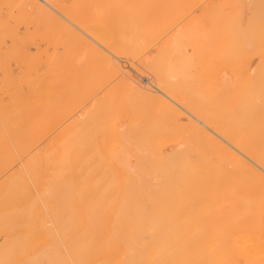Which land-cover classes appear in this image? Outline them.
<instances>
[{
	"label": "bare ground",
	"instance_id": "1",
	"mask_svg": "<svg viewBox=\"0 0 264 264\" xmlns=\"http://www.w3.org/2000/svg\"><path fill=\"white\" fill-rule=\"evenodd\" d=\"M24 1H22V3H25ZM34 1H36V0H34ZM37 1H39V2H35L33 4V0H31V2H29V3L30 4L32 3L33 4L32 6H35L34 9L36 10V13L38 15H41L39 13L44 14L45 18L47 19L46 21L48 23L46 21L45 22L47 24H49V26L48 25L44 26L45 28L48 26V31H49L48 33H50V30H52V31H54V33L56 32L57 35L59 33V35L63 34L65 37L66 36L70 37L71 40H73L72 45L75 44V46H76V44H77V46H80L79 48H81V47L83 48L82 54L84 52L86 53L85 50H88L89 60H90V69L88 68V70H90L89 72L91 75L90 77L89 76L88 77L90 79H92L94 76V78L92 80H90L89 78H88L89 80L87 79V81H89V83L92 82L91 84L97 88L100 86L102 87V85L108 81L111 83H112V81H115L113 83V85L115 84V85L120 86L121 89L117 88L114 85L117 88V90H120V92L123 89L122 92H124V90H125V93L128 95H131V97L134 96V98L136 97V98L142 99V100L146 99V100H149V102L151 99H155L153 101L154 104L160 105V102H159V99L161 100L160 96H158V95L154 96L150 89L139 84V82L132 75L126 73L124 70H120L119 66L117 65V63L114 60L115 59L114 56L119 58V56L131 55L133 57L139 58L141 65L143 64L144 67L146 66L147 70L149 68L152 69L154 72L152 74V76H154V78H156L157 69H156V66L154 65L153 56H152L153 54L151 55L150 53H143L144 48L142 46H144V45H142L141 43L145 42V40L144 41L142 40L144 35H146V37L148 35V37L146 38V41H149V39H151L152 36H155L156 35L155 33L161 29V27H162L161 25L166 23V21L163 22V19L165 20L166 18H163L162 14L160 15L161 16L160 17L158 15V12H159V9H160V11H161V9L164 10L163 5H161L163 8L162 7L160 8L159 4L160 3L163 4V1H165L164 2V4H165L167 0H148L147 2H145L144 0H74L73 4L69 0L71 2V3L67 4L69 6L64 5V3L62 4V2H60V3L58 2V4H59L58 5V4H56V2H54L55 0H37ZM173 1L174 0H172V2ZM177 1H181V0H177ZM184 1L183 2L185 4L187 1L186 0H184ZM191 1H194V0H191ZM258 1H260V0H258ZM263 1L264 0H262L261 2H263ZM12 2H13V0H12ZM172 2L170 1V3H172ZM167 3H169V2H167ZM173 3L171 5L172 7L174 5ZM177 3L175 5H177ZM191 3H193V2H191ZM191 3H189V4H191ZM234 3H236V2H234ZM18 4H20L21 7L23 6L21 3H18ZM20 5H18V6L20 7ZM15 6L17 8L16 3H15ZM168 6L170 7V4H168ZM252 6H254V5H252ZM8 7H10V6H8ZM19 7L17 8L18 10H20V8H21V7L20 8ZM240 8H241V6H240ZM167 9H168V7H167ZM177 9H176V6H174L173 10L175 11ZM207 9H208V7H207ZM214 9H213V12H214ZM231 9L234 10L233 7ZM231 9H230V11H231ZM7 10L8 9H6V11ZM12 10H13V7H12ZM16 10H15V12H16ZM23 10L25 12L27 9L25 10V8H23ZM23 10L21 12H23ZM163 10L161 12H163V13L165 12V15L168 14L166 16H169L170 13L171 14L174 13V12H172L173 10H171L170 8H169V10H167L168 12L171 11L170 13H166V11H163ZM224 11H226V10H224ZM251 11H252V9H251ZM29 12L30 11H28L27 13H29ZM32 12H34L33 9H32ZM147 12L149 13V15L147 14ZM227 12L229 13V11H227ZM232 12H230L231 16L233 14H235V13L232 14ZM234 12H236V11H234ZM11 13L13 14L14 12H11ZM11 13H10V16L12 15ZM36 13H34L35 17H36ZM230 13H229V15H230ZM210 14H212V12ZM217 14H219V13H216V15ZM24 15H26V14H23L22 16H24ZM27 15H30V14H27ZM27 15H26V17H28ZM157 15L160 18H163L162 20L159 18L162 21V24H160V26L157 25V23L161 22V21L158 22V16ZM223 15L225 16V14H223ZM8 16H9V14H8ZM31 16H33V15L31 14ZM166 16H164V17H166ZM251 16L255 17V15H251ZM15 17H14V19H15ZM36 18H38V17H36ZM231 18H233V17H231ZM39 19L40 18H38V20ZM212 19H213V17H212ZM238 19L240 20V17H238ZM38 20H36V21H38ZM235 20H236V18H235ZM252 20H254V19L252 18ZM17 21L14 20V22H17ZM25 21L27 22V19ZM39 21H41V19ZM230 21H231V19H230ZM249 21H250V19H249ZM5 22H6V20L4 21L3 24H5ZM29 22H31V21H29ZM216 22H218V21H216ZM223 22H224V20H223ZM223 22L220 23V25H225V24H223ZM243 22H244V20H243ZM243 22H241L240 24H242ZM155 23L157 26L155 25ZM230 23L232 25V21L227 22V24H230ZM233 23L235 24L236 22H233ZM249 23H251V21ZM27 24H28V22H27ZM27 24H26V26H27ZM217 24L218 23H216V25ZM7 25L8 24H6L5 26H7ZM154 25L156 26L155 28H153ZM216 25H214V26H216ZM250 25L251 24H249L248 26H250ZM253 25H255V23L254 24L252 23V26ZM5 26L3 28H5ZM158 26L160 28H157ZM227 26H229V25H227ZM243 26H244V24H243ZM243 26H241V27H243ZM0 27H1V25H0ZM241 27H239V28H241ZM15 28H16V26H15ZM49 28H50V30H49ZM200 28H204V27H200ZM218 28L220 30V27H218ZM225 28L226 27H223V29H225ZM236 28L237 27L235 25V29ZM244 28H245V26L243 27V30L240 29V31L241 32L245 31ZM5 29H3L4 32H5ZM154 29H155V31H154ZM156 29H158V31ZM235 29H234V31H235ZM238 29H236L235 34H234V32H232V33L234 35H236V33L238 34L239 33ZM1 30H0V32H1ZM201 30H203V29H201ZM44 31L47 32L46 30H44ZM224 31L227 32L226 29ZM231 31H233V28ZM248 31H246V33ZM4 32H1L3 34V36H5ZM15 33H16V30H15ZM199 33H201V32H199ZM246 33L243 32L242 34L246 35ZM248 33H250V32H248ZM153 34H155V35H153ZM219 34H220V32H219ZM224 35L221 36V34H220V37H223ZM226 35H228V32ZM234 35H231V36L236 37ZM245 35H244V38L247 37V36L245 37ZM254 35H256V34H254ZM2 38L3 37H1L0 39H2ZM86 38H89V40L92 42H88L86 40ZM250 38H252V37H250ZM230 39H232V38H230ZM240 39L243 41L242 38H240ZM54 40H55V37H54ZM61 40H63L62 36H61ZM221 40H223V39H221ZM174 41L175 40H173V42ZM232 41H233V39H232ZM167 42H169V41H167ZM167 42H165V43H167ZM17 43H18V41H17ZM171 43H169V45H172ZM228 43H229V41L227 42V44ZM225 44L222 43V45L226 46L227 44L226 45ZM234 44L236 45L238 43H234ZM220 45H221V43H220ZM229 45H231V44L229 43ZM229 45L227 48L230 47ZM166 46H167V44H166ZM165 47H164V49H165ZM220 47L222 48V46H220ZM220 47H218V48H220ZM9 48L12 49V46ZM227 48H226V50H227ZM11 49H9V50L11 51ZM63 50H65V48ZM173 50H174V48H173ZM224 50H225V47H224ZM229 50H230V48H229ZM239 50H241V49H239ZM239 50L237 51V53H239V55H240ZM245 50L247 51V49H245ZM10 51H9V53H11V56L16 55V57H17V54L12 55L13 52H10ZM17 51H18V49H17ZM80 52H78V54ZM168 52H169V50H168ZM170 52H171V50H170ZM222 52H223V50H222ZM253 52H255V51H253ZM174 53L175 52H173V54ZM220 54L222 56H224L222 53H220ZM242 54L244 55V53H242ZM68 55H69V53L67 54V56ZM79 56H80V54H79ZM177 56L179 57V54ZM82 57L83 56H81V58ZM170 57H172V55ZM181 57H182V55H181ZM236 57L239 58L238 55ZM17 58H15V59H17ZM67 58H65V59H67ZM177 58H176V60H177ZM241 58H242V56H241ZM243 58H245V57H243ZM69 59L71 60L70 57H69ZM171 59H173V58H170L169 60H171ZM49 60H50V57H49ZM79 60L81 61L82 59H79ZM232 60H236V58L231 59V61ZM16 61H18V60H16ZM245 61H247V60H245ZM183 62H184V60H183ZM239 62L238 63L234 62V63H235V65L237 63V66H238V64H241ZM79 63H77V64L80 65ZM172 63H173V61H172ZM175 63L177 64V61ZM175 63H173V64H175ZM184 63H186V62H184ZM228 63H230V62H228ZM77 64L73 65V66H75V68H76V67H78ZM166 64H167V62H166ZM170 65H171V62H170ZM164 66H167V65H164ZM164 68H166V67H164ZM169 68L171 69L172 67H169ZM7 69H9V68H7ZM72 69L74 70V68H72ZM245 69L246 68H244V70ZM76 70L78 71V68H76L75 71ZM161 70H160V72H161ZM167 70H168V68H167ZM167 70H165V71H167ZM214 70H216V69H214ZM75 71H73V72H75ZM165 71H163V72H165ZM84 72H86V71H84ZM233 72H235V71H233ZM67 73L65 76H67ZM165 73H167V72H165ZM177 73L179 74V72H177ZM213 73H214V71H213ZM242 73H244V72H242ZM242 73H240V74H242ZM138 74H140V73H138ZM63 75H61V77ZM168 75L169 74H167L166 77ZM223 76H224V74H223ZM4 77H8V76L4 75ZM54 77H56V76H54ZM182 77H183V75H182ZM28 78L29 77H27L26 82L29 80ZM36 78H38V77H36ZM160 78H163V77H160ZM184 78H185V76H184ZM23 79H26V78H23ZM17 80H18V78H17ZM66 80H68V79H66ZM76 80H78V78ZM76 80H74V81H76ZM167 80H168V84H169V79H167ZM167 80H166V83H167ZM183 80H185V79H183ZM51 81H53V80H51ZM93 81L95 84H93ZM181 81H182V79H181ZM250 81H251V79L249 81L244 80V84L249 83L248 84V86H249L251 84ZM159 82H160V85L161 84L163 85L165 83L164 81L162 83L160 80H159ZM188 82L189 81H187V83ZM12 84H14V83H12ZM67 84H66V87H67ZM106 84H105V86H107ZM171 84H172V82H171ZM252 84H253V82H252ZM40 85L44 86L45 83H42ZM47 85H45L44 87L42 86V88L44 89L42 91H45V92H43L45 96L48 97L49 95H52V93L54 94L55 92H53V91H55V90H56V92H58L57 89H52L50 87H46ZM56 85H58V84H56ZM92 85H91V87H92ZM164 85H166V84H164ZM186 86H187V84H186ZM89 87H90V84H89ZM89 87L87 89L91 88V87L90 88ZM236 87H237V85H236ZM250 87H248V88H250ZM46 88H48V89H46ZM109 88H106L108 93L111 92V89L109 90ZM178 88H180V87L178 86ZM189 88H190V86H189ZM51 89H52V91H50ZM93 89L94 88L92 87V89H90V90H93ZM170 89H171V87H170ZM228 89H227V91H228V95H229ZM27 90H29V89H27ZM47 90L49 92H52V93L46 94V92H48ZM159 90L162 91L161 89H159ZM186 90H188V89H186ZM233 90H235V89H233ZM245 90L244 91L242 90V92H241L243 94V96L240 92L237 94L239 96H237V99L234 100L235 104H237L238 106H241L242 107L241 110H243V107H247L248 109H250V106H252L255 109V105L257 102V100L255 98L256 96L254 95L255 92L252 93L253 89L251 91H250V89H249V91H245ZM24 91H23V94L26 95L24 93ZM102 91L104 92L103 87H102ZM178 91L180 92V90H178ZM63 93H65V92H63ZM83 93H85V92H83ZM111 93H114V91ZM115 93H116V91H115ZM162 93L165 95V97H168L172 102L180 105L182 108H185L179 102L175 101V99L172 98V97H175L173 94L170 93V95H172V97H171L170 95H167L168 93H165L164 91H162ZM183 93H186V92H183ZM234 93H236V92H234ZM234 93L232 95H229V96L236 95ZM8 94H9V92H8ZM21 94H22V91H21ZM58 94H60V93H58ZM179 94L180 93H178V95ZM4 95H6V94H4ZM10 95H12V92ZM24 95L21 96V99L24 98ZM104 95H106V94H104ZM111 95L112 94L109 95V98H108V96H106V100H105V97L103 98L100 94L99 98H103V99H102V101H99L98 98L95 100L96 106H94V108H95V109H93L94 111L93 110L90 111L91 112L90 115H92V112L94 113L98 108L101 109V106L103 104L108 105L107 102H109V106H110L111 102H112V105H114L115 95L114 96L112 95V98L114 97V99L110 100ZM186 95H188V94H186ZM0 96H2V93ZM156 96H158L159 99ZM12 97H14V96H12ZM25 97H27V95ZM52 97L54 98L55 95L49 96L48 99L49 98L51 99ZM61 97H62V95H61ZM50 99H49V101H50ZM201 99H200V101H201ZM1 100H3V99L1 98ZM9 100H10V98H9ZM24 100H26V99H24ZM55 100H57V99H55ZM62 100H64V97ZM190 100L191 99L189 98V102H190ZM20 101H22V100H20ZM51 101H52V99H51ZM96 101L99 102L100 104L97 103ZM10 102H12V101H10ZM53 102H55V101H53ZM146 102L148 103V101H146ZM151 102L148 103L147 105L151 104ZM164 102H165V100H164ZM183 103L184 104L186 103L185 100ZM190 103H192V102H190ZM261 103H263V102H261ZM14 104H16V103L14 102L12 105H14ZM30 104L28 103L27 106H29ZM168 104H167V102L164 103V105H166L165 107L163 105L164 110L167 109V111H168V106H170V108L173 107V106H171V104L170 105H168ZM106 105H105V107H106ZM260 105L261 104H259V106ZM263 106H264V104H263ZM13 107L14 106H12V108H9L8 110H10V109L13 110ZM45 107L47 109L48 106H45V104H44L43 106L39 107L38 109H31L32 107L30 109H27L28 112L25 115L26 119L24 120V123H19V124H17V126H15L13 123L10 124V122H7V120H10L9 117L11 116V113H10L9 117H8V115L0 116V126H2V127H0V179L6 178L7 176H9V180H10L9 183H7L4 187L5 191H4L3 195L5 196V198H2L0 196V199H1L0 200V206H2L1 205V204H3L2 202L6 201L9 198V200L14 199V201L23 203V205H24L23 208L25 210L32 211L34 208V206H33L34 204L32 203V199L29 198L30 187L27 183V179L37 180V179L41 178L43 171L46 170V168H48V170H49L48 166H51V165H54L57 168V169L55 168L56 172L54 171L55 175H57L58 173L59 174L60 173H67L69 175V173H73V172H76L75 175H79L82 172L83 178H84V176L87 177L88 174H92V176L94 174L95 175L94 177L96 180L99 179V177H98L99 175H104L106 173L109 174V172H111V173H115L114 176L116 174H117V176L119 175V178L116 177L119 181L114 180V181H118V182L117 183L115 182L116 184L115 183L113 184L112 180L114 177L112 178V180L110 182L113 185L111 183H109V193L107 196L104 194L97 195V196L96 195H90L87 197V200L84 201V197L82 196L81 193H79V187L80 186L77 188L78 193H76V194H70V193H66V192L63 193L62 191H59L57 188H54L51 185H49V187L45 190L46 195L50 196L53 200L51 202V204H49V207L52 209L54 207H59V206L69 207L72 203L73 204L75 203L77 206V210H80L82 212L84 211V209H86V210L89 209L88 211L97 210L99 208L104 209L106 207L109 209V211H110V222H111L110 233H109L110 234L109 235L110 236V238H109L110 239V249H109V255L104 259V261H106V264H258V262L260 261V258L262 257L261 254L264 253V249H262V247L260 246L259 234L250 232L249 229L246 227V224L244 223L248 220H253V219L257 218V216L259 218H261L262 214H264V143H262V144L259 143L260 140L257 137L258 132H256V129H254L255 131L254 130L251 131V129H253V128L251 127V129H250L249 128L250 125L249 126L247 125L249 129L248 128H247V130L244 129V131L243 130L240 131L242 129V127L240 129L238 125L237 126L235 125L236 126L235 128L238 127L240 129L239 131H230V130L226 129L223 131V133L219 134L220 138L225 142L224 144H219L220 142L217 143L218 142L217 139H215L213 136V138H214L213 140L217 144L216 145L214 144L215 146L210 144V146H213V147L208 148V149H204V148L197 149L195 152L196 156L191 155V156H194V158L191 159V157H189V154L191 152L189 151L190 153H188L187 151L180 148L183 146H180V147L177 146V148H179V149H173L170 153H169V151H168V153H166L164 151V149L161 148V146L157 143L158 141H156V139H158V137L160 138L161 134L166 135L165 131L168 128H169L168 129V131H169L170 127H171V126L167 125L165 127L166 130L164 129V126L162 128L163 124L161 125L160 121L162 120L163 117H166L167 113L163 114V112H158L159 114L162 113V114H160L161 116L163 115V117L160 116L161 120H157V121H159L158 124L161 125V126H159L160 130L163 129L162 132L163 131L164 132L162 133L159 130L160 133L158 134L156 131L155 133H157V134H155V135L152 134L154 132H152V133L147 132L148 133V135H147V134H145L144 129H142L140 131V133L142 134V137H143V133H144V137L140 138V141H141L140 143H142V140L145 137L149 136V134L153 135L154 139L156 138L154 141L153 138H151L152 136L151 137L149 136L151 138V139L150 138L149 139L151 140V143H153V145L150 143L144 144L146 146L145 148L146 149L148 148L149 149L148 151H150L149 152L150 155L144 153V154H146V156L148 155V157H146V156H142L143 153L139 147L140 145H143V143H145L146 140L145 141L143 140V143L140 144V143H136V142H139L138 140L136 142H133L135 139H133V137L129 136L133 140V141L131 140L133 142V143H131L127 139L128 132L130 133V130H128L127 132H125L126 131L125 130L124 131L125 134L123 136V134L120 133L121 129L118 126H117L118 128L116 127V129H118L117 131L115 128L112 129L111 126L113 127V124L110 123V125H111L110 126L107 123L108 121L106 122V119L107 120L110 119V118H108L110 114L109 115L106 114L107 116H103V118L104 117L106 118L104 120V122H106V123L102 122L103 126L102 125L101 126H99V125L94 126L93 129L100 127L101 132L103 133V131H104L103 128L109 125L108 127H106L108 130H105L106 134L104 135V141L102 142V140H101V142L104 145V148H103V145L101 147L104 149L105 152L107 150L110 151V149H112V148L114 149V151H116V150L117 151L112 152L115 154L114 155L111 154V156H108L107 158L105 157L106 156L105 155L104 159H107V160H105L103 162V160H102L103 157H101L103 154L101 155L100 152L97 151V147L94 146V142H93V140L95 139L94 135L89 133V131H88L89 129H87L88 133L84 131V133L82 132V134H81L83 127L77 125V122L79 121L80 118H82V116H85V114H87V113L89 114V111L84 114L85 109L83 111L77 113V118L75 120L76 125L74 124V122L72 124L73 126L70 125V122L67 124L68 127L69 126L74 127L73 133L75 135L72 136L71 132H69V134H70L69 136H68V134L66 135V133H68V132H64V131L66 130L65 127L67 128V126H64V128L62 127L64 129V131H63V129H61L58 132H62L61 134L65 133L66 137L64 135H60V134H59L60 135L59 137L53 136L52 138H50L51 140H49V141H52L53 138L54 139L57 138L56 144H53V142H52V144H50L51 142L49 143V141H48V144H49L48 149L45 148V145H47V144H44L45 143L44 142L43 147L41 146V148L47 149V151H45V149H42L45 152L40 151L41 149H39V148H36V143H38L37 139H39L41 137L40 134H44L45 132L43 131L44 133H42V130H44L43 124H41L39 122H35V120L33 122L31 120V116H33L34 112L37 110L38 111L36 114H40V112L42 113L45 110ZM70 107L68 106V108L72 111L74 106L71 107L72 109ZM234 107L238 108V107H236V105ZM16 108H14V109H16ZM159 108H160V106H159ZM239 109H240V107H239ZM259 109H261V108H259ZM259 109H257V110H259ZM70 110H68V111H70ZM197 110L199 111V109H197ZM233 110H234V108H233ZM14 111H16V110H14ZM186 111H188V110L186 109ZM246 111L248 113L247 109H246ZM246 111L244 109L245 113H246ZM45 112H43V116H44ZM97 112H98V114L95 113L94 115H100L101 111L100 112L97 111ZM104 112H105V110H104ZM169 112H171V111H169ZM230 112H232V111H229V113ZM235 112H232V114H235ZM19 113H20V111H19ZM136 113L138 115L136 117L139 118L140 112L138 113V111H137ZM153 113H154V110H153ZM153 113H152L153 116H158V114L156 115ZM172 113H173V111H172ZM202 113H204V112H202ZM245 113H244L243 118H245L246 115L249 116L247 113L245 115ZM249 113L252 114L250 112V110H249ZM21 114L22 113L17 114V115H21ZM174 114L177 115V113H174ZM226 114H227V112H226ZM240 114H241V112L239 113V115ZM52 115H54V114L52 113ZM90 115H87L86 117L89 116V119H90L91 118ZM190 115H191V117H193L195 122H197V124H198L195 126L194 130L199 131L198 134H200V133L204 134V137L206 136L205 139L207 138V136L210 137L211 134H208V132L205 130L210 128V122L213 120L210 121L207 118V116H203L201 114H193V112L191 113V111H190ZM211 115H212V113H211ZM228 115L229 114H227V116ZM25 116L23 117V119L25 118ZM43 116L41 115V117H43ZM258 116H256V117L259 118L260 116L259 117ZM17 117H20V116H16L15 117L16 120H17ZM37 117L39 118V116L37 115L35 117L38 120ZM149 117L151 118L152 116H149ZM160 117L158 116L157 118H160ZM169 117L168 116L166 117L167 121L169 120ZM175 117L178 118L179 116H175ZM262 117H264V116H262ZM92 118H93V116H92ZM141 118H142V110H141L140 119ZM152 118H154V117H152ZM171 118H174V117H171ZM235 118L237 120L239 117L235 116ZM240 118H241V116H240ZM246 118H248V117H246ZM251 118L252 117H250V119ZM42 119H44V118H42ZM83 119L84 118L81 119L82 122H83ZM86 119H88V118H86ZM132 119H133V117H132ZM132 119H130V120H132ZM178 119L177 120L174 119L175 120L174 123L176 124V126H177V123L179 122ZM18 120H20V118ZM179 120H182V118ZM85 121L87 122V120H85ZM90 121H92V120L90 119ZM93 121H94V119H93ZM98 121L100 122V120H98ZM136 121L138 122L139 120H135V122ZM152 121H154L153 125L157 124V123H155L156 118H155V120L152 119ZM11 122H12V120H11ZM17 122H19V121H17ZM43 122H45V121H43ZM96 122L97 121L95 120V123L94 122L93 123L96 124ZM133 122H131V123L134 124ZM146 122H144V123L146 124ZM216 122L217 121H215L214 123L216 124ZM240 122H241V120H240ZM248 122H251V121H248ZM260 122H261V120H260ZM163 123L166 124L165 120ZM170 123L171 124L173 123V119H171V122H168V124H170ZM220 123L221 122H219V124ZM78 124H80V123L78 122ZM87 124H89V123H87ZM148 124L149 123H147V125ZM245 124H246V120H245ZM12 125H14V126H12ZM91 125H93V124L91 123ZM147 125H146V127H147ZM172 125L173 126L171 128V131H169L170 133L167 131L168 132L167 137L170 136L169 134L172 135L171 132L175 133L178 136L177 130H176V132H174L175 131L173 129L174 124H172ZM3 126H5V128ZM87 126L89 127L90 125H87ZM87 126H84V127L87 128ZM230 126L233 127L232 123ZM70 127H69V130H71ZM134 127L137 129V127L135 125H134ZM146 127H145V130L147 129ZM153 127H157V125L153 126ZM159 127L158 128H151V129H153V131H154L155 129H159ZM245 127H246V125H245ZM90 128H91V126H90ZM149 128H150V124H149ZM177 128H179V127H177ZM189 128H190V126H189ZM235 128H234V130H235ZM223 129H224V127H223ZM229 129H230V127H229ZM139 130H140V128H139ZM107 131L110 133L109 136L107 135ZM180 131H182V129ZM221 131H222V129H221ZM58 132L56 134L57 136H58ZM92 132H93V130H92ZM131 132H132V130H131ZM98 133H100V132L98 131ZM112 133H114V135L117 137L118 136H121V137L123 136V138L126 137V140L125 139H124V141L122 140V143H124V142L125 143L120 144L121 139H119V137L115 138V136H113V139H111V137L113 135ZM132 133L134 134V132H132ZM136 133H138V132H136ZM140 133L137 134V136L140 135V137H141ZM95 134L98 136L97 132ZM118 134H120V135H118ZM179 134H180V132H179ZM205 134H208V135H205ZM84 135H85V137L83 138ZM261 135H262V133H261ZM101 136H103V135H101ZM101 136L99 135V138ZM106 136L108 138L111 136L110 137L111 140L108 139L109 141H107V142H109V145H107L108 148L110 146V141H113L115 138V140H114L115 142L116 141H117V143L120 142L119 144L123 145V147L125 146L124 148L128 149L130 152L136 151V154H139V152H140L141 155L139 154L136 158V154L134 153L135 158L137 160H135V163H131L128 160L129 156L128 157L126 156L129 154V152L124 153L123 151H125V150H123L122 146L118 145L119 148L117 147L115 149L114 145L112 146V144H111L112 148L110 147L108 149L106 147L107 150H105V144H107V142H105V140H107V138H105ZM137 136L134 138L137 139L138 138ZM196 136H198V135H196ZM167 137L164 136L161 138L164 139ZM172 137L173 136L168 137L167 138L168 141L170 138L172 139ZM185 138L183 136V138H181V139L179 138V141L184 139L185 141L184 140L182 141L184 144V142H186ZM198 138L199 137H197V139ZM200 138H202V135ZM174 139H172V140H174ZM176 140H174V141H176ZM189 140H191V139H189ZM159 141H160V144H163L164 142L166 144L167 140L164 141V140L159 139ZM174 141H172V142H174ZM200 141H202V143L204 145L205 141L203 142V139ZM211 141L212 140L209 138V142H211ZM209 142H208V144H209ZM135 143L138 144V146H135L136 145ZM155 143H157V144H155ZM99 144H101V143H99ZM113 144H114V142H113ZM148 144L150 146H148ZM189 144H191V143H189ZM189 144H188V146H189ZM199 144H200V142H199ZM191 146H192V144H191ZM210 146H208V147H210ZM50 147L53 150H51ZM136 147H138L139 149H137ZM141 147H142V149H144V146H141ZM184 147H185V145H184ZM203 147H206V146H203ZM118 149H120V150H118ZM137 150H139V151H137ZM145 150H143V151H145ZM52 151H54V156H52V154H51ZM47 152H49L50 154H48ZM191 154H193V152ZM9 169H11V170L8 172V174L4 175L7 173V171ZM51 169H52V167H51ZM50 171H52V170H50ZM47 173L45 172V174H47ZM50 173H53V172H50ZM96 173L98 174V176ZM48 175L49 174H47L46 176H48ZM55 175H53V176L50 175V176H51V178L58 176V175L57 176H55ZM70 175H72V174H70ZM108 176H110V175H108ZM88 177H89V175H88ZM90 178H92L91 175H90ZM62 187L67 189L70 186L64 185ZM74 210H76V209H74ZM227 211L228 212H236L238 214L237 216L235 215V218L233 220L235 223H236V221L238 222L236 224V226L226 227L225 225H216V226L200 225V224H198L199 218L198 217L193 218V216H195L196 213L197 214L200 213V214H202L201 215L202 218H206V219L212 221V220L217 218V217L216 218L212 217L211 216L212 214H218V213L220 214L222 212L224 213ZM84 213H87V212H83V214ZM182 213L192 214V215H186V216L192 222L195 221V223L188 228L187 227L179 228L177 226V221L180 219H183L180 217V214H182ZM204 214H205V216H203ZM230 219H233V218H230Z\"/></svg>",
	"mask_w": 264,
	"mask_h": 264
},
{
	"label": "rangeland",
	"instance_id": "2",
	"mask_svg": "<svg viewBox=\"0 0 264 264\" xmlns=\"http://www.w3.org/2000/svg\"><path fill=\"white\" fill-rule=\"evenodd\" d=\"M20 1L21 0H13V2H12V0H9V1L8 0H0V8H1L0 9V20H1L0 21V23H1L0 24L1 25L0 30L2 29L1 32H4L3 29L6 28L5 29L6 33L4 32L5 36H3V34L0 32V36L3 37L2 39H0V95L2 93V96H0V110H1L0 116L8 115V117H9L10 113H11V116L9 117L10 120H7V122H10V124L13 123L15 126H17V124H19V123H24V120L26 119L25 115L28 112L27 109H30L31 107H32L31 109H38L39 107L43 106L44 104H45V106H48L47 109L45 107V110L43 111V112L46 111L44 113L45 117L43 116V112L42 113L40 112V114H36L38 110L34 112L33 116H31V120L33 122L35 120V122H39V123L43 124V127H44V130H42V133H44V132L45 133L40 134L41 137L40 138L38 137L39 138V139H37L38 143H36V148L41 149L40 151H44L42 149H45V148L48 149V146H49L48 141L51 140L50 138H52L53 136L59 137L60 135H64L66 137L67 134H68V136L70 135L69 132L72 133L71 134L72 136L75 135L73 133L74 127H72L73 126L72 124H73V122L75 124V120L77 118V113L83 111L84 109H85L84 114L88 111H89V114L87 113V114H85V116H82V118H84L83 122L81 120L82 118H80L78 121L80 124H78V122H77V125L83 127L81 134H82V132L84 133V131L87 133L89 131V133L94 135V137H95V139H94L95 141L93 140L94 146L97 147V151L100 152L101 155L103 154L101 156V157H103L102 158L103 162L105 160H107V159H104L105 155H106L105 157L107 158L108 156H111V154H113V155L115 154L112 152L117 151V150L114 151V149L112 148L113 145H114L115 149L117 147L119 148V146L123 147V145H120V144L125 143V142L122 143V140L123 141H124V139L126 140V137L123 138V136H124L125 132H127L128 130H130V133L128 132L127 139L131 143L136 142L137 140L139 142H136V143H140L141 142L140 138L144 137V133H143V137H142V134L140 133V131L142 129H144V132L147 135H148V133H152V132H154L152 134L155 135L157 133L159 134L160 132H162L163 129L160 130V127H159L162 124H163L162 128L164 126L165 130H166L165 127L167 125H169V126H171L169 131H171V128L173 126L172 124H174V128H173L175 130L174 132H176V130H177L178 136L175 133L171 132L172 135L169 134L170 136H168V137L173 136L175 139L173 137H172V139H174V140H176L178 137L180 139L183 138V136H184V138L186 136L187 137L185 138L186 142H184V144L182 142L184 139L179 141V138L176 141H174L170 138L171 140L169 139V141H170L169 142L167 139L168 138L167 133L169 132L168 131L169 128H168L165 131L166 135L161 134V137L166 136L167 138H164V139H162L161 137L160 138L158 137V139L155 138L156 141H158L157 143L161 146V148H163L166 153H168V151L170 153L173 149H179V148H177V146L178 147H180V146L184 147V145H185L184 148L183 147H180V148L187 151L188 153L193 152V154H191V153L189 154V157H191V159H193L194 156H196L195 152L199 148L208 149V148L215 146L219 142H220L219 144H224L225 142L220 138L219 134L223 133V131L226 129L230 130V131H239L242 127V129L240 131H242V130L244 131V129L247 130L248 126L250 125L249 128L250 129H251V127L253 128V129H251V131L256 129V132H258L257 137L260 140V141L258 140L259 143L260 144L264 143V117H262V116H264V106H263V104H264V83H263L264 82V44H263L264 43V37H263L264 36V1L261 2L262 0H260V1H258V0H253V1L252 0L251 1L250 0H194V1L186 0L187 2L184 4V2H185L184 0H183L184 2L182 0L181 1L174 0L175 2L176 1L178 2V3L176 2L177 5H175L176 3L174 1H173L174 2L173 3L172 0H167L165 4H164L165 1H163V4L160 3L159 4L160 8L162 7L161 5H163V7H164V10L161 9V11L163 10V11H166V13H170L171 11L168 12L167 10H169V8L171 10H173L174 6H176V9L178 8L177 9L178 11L173 10L172 12H174V13H172V14L170 13L169 16H166L168 14L165 15V12L163 13L159 9L158 15L160 16L162 14V17L166 18V19L164 20L163 18H160L161 16L159 17L157 15L158 16V22L163 19V22L166 21V23L161 25L162 27L159 31H158V29H156L158 32L155 33L156 35L153 34L155 36H152V38L149 39V41H146V38L148 37V35H147V37H146V35H144V37L142 39L143 41L145 40V42H143L144 44L141 43L142 45H144V46H142L144 48L143 53H150L151 55L153 54L152 56H153L154 65L156 66V69H157V75H156L157 79L154 78V76H152V74L154 73L152 69L149 68L147 70L146 66H145L146 67L145 68L143 64L141 65L139 58L133 57L131 55L119 56V58L114 56L115 57L114 60L117 63V65L119 66L120 70H124L126 73L132 75L139 82V84L150 89L154 96L155 95L160 96L162 101L159 99L158 96H156L159 99L160 105L154 104L153 101L155 99H151L150 100V102L152 101L151 104L147 105L148 103H150L149 100H146V99L142 100V99H138L136 97L134 98V96L131 97V95H128L125 93V90H124V92H122L123 89L120 92V90H117V88L121 89L120 86L114 84L117 87L116 88L113 85V83L115 81H112V83L108 81V82H106L107 84L104 83L102 85L104 92L102 91L101 86L97 87V88L95 86H93L91 84L92 82L89 83V81H87V79L91 76L90 72H89L90 70H88V68L90 69V60H89L88 50H85L86 53L84 52L86 55L84 53L82 54L83 48L82 47H81L82 49L79 48L80 46H77V44H76V46H75V44L72 45L73 40H71L70 37H68V36L65 37L63 34L59 35V33L57 35V33L56 32L54 33V31L50 30V28H49L50 33H48L49 32L48 31L49 24H47L48 23L46 21L47 19L45 18L43 13H39L41 15H38L36 13V10L34 9L35 6H32L35 2H39V1L33 0V4L29 3V2H31V0L30 1L29 0H25V1L22 0L25 3H22V1L21 2ZM70 1L73 4L74 0H70ZM70 1L69 0H57V1L55 0L54 2H56V4H58V2L59 3L62 2V4L64 3V5L69 6L67 4L71 3ZM144 1L147 2L148 0H144ZM170 1L174 4L173 7L171 6L172 3H170ZM233 1L236 3H234ZM167 2H169V3H167ZM191 2H193V3H191ZM15 3L17 4V8L19 7L18 5H20L18 3H21L23 5L22 7L20 5V7H21V8L19 7L20 10H18L16 8ZM189 3H191V4H189ZM168 4H170V7L168 6ZM252 5H254V6H252ZM8 6H10V7H8ZM240 6L242 9L240 8ZM12 7H13V10H12ZM167 7H168V9H167ZM207 7H208V9H207ZM232 7L234 10L231 9ZM23 8H25V10L26 9L27 10L24 12ZM6 9H8V10L6 11ZM21 9L23 10L24 13L21 12L22 11ZM32 9L34 10V12H32ZM213 9H214L215 13L213 12ZM230 9H231V11H230ZM251 9H252V11H251ZM15 10H16V12H15ZM224 10H226V11H224ZM28 11H30L31 13L30 12L27 13ZM227 11H229V13L233 11L232 14L233 13H235V14H233L231 16V13L229 15V13ZM234 11H236V12H234ZM11 12H14V13L12 14ZM211 12H212V14H210ZM251 12L252 13L254 12V13L252 14ZM10 13L14 17L16 16L15 19L12 15L10 16ZM34 13H36V17L40 18L41 21H39L40 19L38 20V18H36L34 16L35 15ZM216 13H219V14L216 15ZM238 13L239 14L241 13V14L239 15ZM8 14H9V16H8ZM23 14H26V15L30 14V15H27L28 17H26V15L22 16ZM31 14L33 16H31ZM147 14L149 15L148 12H147ZM223 14H225V16ZM251 15H255V17L251 16ZM164 16H166V17H164ZM212 17H213V19H212ZM231 17H233V18H231ZM238 17H240V20L238 19ZM235 18H236V20L237 19L238 20L236 21ZM252 18L254 20H252ZM26 19H27L28 24L25 21ZM230 19L232 21V25H231V23L227 24L228 21L231 22ZM249 19H250L251 23H249L250 22ZM5 20H6L5 24H3ZM14 20L15 21L20 20V21L14 22ZM36 20H38V21H36ZM223 20H224V22H223ZM243 20H244V22H243ZM29 21H31V22H29ZM216 21H218V22H216ZM222 22L225 25H220V23H222ZM233 22H236V23L234 24ZM241 22H243V23L240 24ZM216 23H218V24L216 25ZM252 23L253 24L255 23V25L252 26ZM6 24H8V25L5 26ZM26 24H27V26H26ZM160 24H162V21L157 23V25H159V26H160ZM243 24L245 26V28H244L245 31H243V32L246 33V31L249 30L248 32H250L251 34L248 32L246 33V35L242 34L243 32H241L240 29L243 30V27H244ZM249 24H251V25L248 26ZM45 25H48V26L45 28L44 27ZM155 25H156V23H155ZM155 25L153 28H155L157 26V25L156 26ZM214 25H216V26H214ZM227 25H229V26H227ZM235 25L237 27L236 29L243 26V27L238 29L239 33L238 34L236 33V35H234L236 32ZM4 26H5V28H3ZM15 26H16V28H15ZM159 26L157 28H160ZM200 27H204V28H200ZM218 27H220V30ZM223 27H226L225 29L227 30L228 35H226L227 32L224 31L225 29H223ZM232 28H233V31H231ZM201 29H203L204 31ZM234 29H235V31H234ZM15 30H16V33H15ZM44 30H46L47 32H45ZM154 31H155V29H154ZM199 32H201V33H199ZM219 32H220L221 36L226 33L225 34L226 36L224 35L223 37H220ZM232 32H234V34ZM254 34H256V35H254ZM231 35H234L236 37H233ZM244 35H245V37L246 36L247 37L249 36V37L244 38ZM61 36H62L63 40H61ZM54 37H55V40H54ZM229 37L232 38L234 42ZM250 37H252V38H250ZM240 38H242V39L244 38L245 40L243 39V41H242ZM221 39H223V40H221ZM86 40L88 42H92L89 40V38H86ZM173 40H175V41L173 42ZM17 41H18V43H17ZM167 41H169V42H167ZM226 41L227 42L229 41V43L231 45H229V43L227 44ZM165 42H167V43H165ZM169 43H171L173 46L169 45ZM220 43H221V45H220ZM222 43L223 44L226 43L227 45L225 44L226 46H224V45H222ZM234 43H238V44L235 45ZM166 44H167V46H166ZM228 45L230 46L229 47L230 50H229V48H227ZM11 46H12V49L9 48ZM163 46L164 47L166 46L165 49ZM220 46H222V48ZM172 47L174 48V50ZM218 47H220V48H218ZM224 47H225V50H224ZM62 48L63 49L65 48V50H63ZM226 48H227V50H226ZM9 49H11V51ZM17 49H18V51H17ZM239 49H241V50H239ZM245 49H247L248 52ZM168 50H169V52H168ZM170 50H171V52H170ZM222 50L224 53L222 52ZM238 50L240 52V55H239V53H237ZM9 51L13 52L12 55L17 54L18 58L16 57V55L11 56V53H9ZM172 51L175 53L173 54ZM253 51H255V52H253ZM78 52H80L79 53L80 56H79ZM231 52L232 53L234 52L233 53L234 55ZM68 53H69V55L67 56ZM220 53H222L224 56H222ZM242 53H244V55ZM178 54H179V57L177 56ZM169 55L170 56L172 55V57H170ZM181 55H182V57H181ZM237 55L239 56V58L236 57ZM81 56H83V57L81 58ZM241 56H242V58H241ZM49 57H50V60H49ZM69 57L71 58V60L69 59ZM243 57H245V58H243ZM15 58H17V59H15ZM65 58H67V59H65ZM170 58H173V59L169 60ZM176 58H177V60H176ZM235 58L237 61L236 60L231 61V59H235ZM79 59H82L83 61L82 60L80 61ZM244 59L247 61H245ZM16 60H18V61H16ZM183 60L186 63H184ZM238 60L239 61L241 60V61L239 62ZM172 61H173V63H175L177 61V64L176 63L173 64ZM166 62H167V64H166ZM170 62H171V65H170ZM228 62H230V63H228ZM234 62H237V63L239 62L241 64H238V66H237V63L235 65ZM77 63H79L80 65H78ZM76 64L78 66V67H76V68H78V71L76 70L77 72L75 71V69H76L75 66H73ZM230 64L231 65L233 64V65L231 66ZM164 65H167V66H164ZM164 67H166V68H164ZM169 67H172V68L170 69ZM7 68H9V69H7ZM72 68H74V70ZM167 68H168V70H167ZM244 68H246V69L244 70ZM214 69H216V70H214ZM160 70H161V72H160ZM165 70H167V71H165ZM73 71H75V72H73ZM84 71H86V72H84ZM163 71H165L167 73H165ZM213 71H214V73H213ZM233 71H235V72H233ZM177 72H179V74ZM242 72H244V73H242ZM66 73H67V76H65ZM138 73H140V74H138ZM240 73H242V74H240ZM167 74H169V75L166 77ZM223 74H224V76H223ZM4 75L8 76V77H4ZM61 75H63V76L61 77ZM182 75H183V77H182ZM54 76H56V77H54ZM184 76H185V78H184ZM27 77H29L28 78L29 80L26 82ZM36 77H38L39 79ZM160 77H163V78H160ZM17 78H18V80H17ZM23 78H26V79H23ZM77 78H78V80H76ZM93 78H94V76H93ZM66 79H68V80H66ZM92 79H90V80H92ZM167 79H169V84H168ZM181 79H182V81H181ZM183 79H185V80H183ZM250 79H251V81H250L251 84L249 86H248L249 83L244 84V80L249 81ZM51 80H53V81H51ZM74 80H76V81H74ZM159 80L162 83L164 81L165 82L164 84H166V85L163 84L164 85L163 86L161 84L162 85L161 86ZM166 80H167V83H166ZM187 81H189L190 83L189 82L187 83ZM171 82L173 85L171 84ZM252 82H253V84H252ZM12 83H14V84H12ZM42 83H45V85L48 84L46 87H50L52 89H57L58 92H56V90H55V91H53V92H55L54 94L52 92H49L48 90H47L48 92H46V94L52 93L53 96L54 95H55V97L57 96L56 98L54 97L57 100H55L52 97L51 98L52 101L50 98L49 99L51 102L49 101L48 97L52 96V95L48 94L49 95L48 97L44 95L43 92H45V91H42V90H44L42 88L43 85L42 86L40 85ZM185 83L187 84V86ZM56 84H58V85H56ZM66 84H67V87H66ZM89 84H90V87L92 85V87L94 88L93 90H90V89H92V87L90 88ZM93 84H95L94 81H93ZM105 84L107 86H105ZM236 85H237V87H236ZM169 86L171 87V89ZM178 86L180 88H178ZM189 86H190V88H189ZM88 87L90 89H87ZM248 87H250V88H248ZM106 88H109V90L111 89V92L114 91V93L109 92L113 96L115 95V99H114V97L112 98V95L110 98V100L114 99V101H115L114 105H112V102H111V104L109 106V102H107L108 105L103 104L104 106L102 105L101 109L96 108L97 110L94 113L92 112V115H90L91 114L90 111L95 109L94 108V106H96L95 100L97 98L99 101H102V99L104 97L106 100V96H108V98H109L110 94L108 93ZM27 89H29V90H27ZM46 89H48V88H46ZM52 89L50 91H52ZM159 89H161L165 93H168L167 95H170V93L173 94L175 97H172V95H170V96L173 99H175V101L179 102L185 108H182L180 105L172 102L168 97H165V95ZM186 89H188L189 91ZM227 89L229 90V95H232L234 92H236V93H234V94H236V95H234L235 97L229 96ZM233 89H235V90H233ZM249 89H250V91L253 89L252 93L255 92L254 95L256 96L255 98L257 100L256 105H255V109L252 106H250V109H248L247 107H243V110H241L242 107L235 104L234 100H236L237 96H239V95H237L239 92L241 93L242 90L243 91L244 90L249 91ZM178 90H180V92ZM21 91H22V94L24 91V93L27 95V97H25L26 95L23 94L24 98L22 97L23 99H21V96H23L21 94ZM62 91L65 93H63ZM115 91H116V93H115ZM8 92H9V94H8ZM11 92H12V95H10ZM83 92H85V93H83ZM183 92H186V93H183ZM3 93L6 95H4ZM58 93H60L62 95V97ZM178 93H180V94L178 95ZM100 94L103 98H99ZM104 94H106V95H104ZM186 94H188V95H186ZM12 96H14V97L16 96V97L14 98ZM242 96H243V94H242ZM63 97H64V100H62ZM1 98L3 100H1ZM9 98H10V100H9ZM189 98L191 99L190 102H192V103L189 102ZM24 99H26V100H24ZM200 99L202 102L200 101ZM20 100H22V101H20ZM164 100H165V102H164ZM184 100L186 102L185 104L183 103ZM10 101H12V102H10ZM53 101H55V102H53ZM68 101L69 102L71 101V102L69 103ZM146 101H148V103ZM14 102L16 104L12 105ZM166 102H167V104L169 103L168 105L171 104V106H173L172 107L173 109L170 108V106H168V111H167V109L164 110L163 108L166 106V105H164V103H166ZM261 102H263V103H261ZM28 103L29 104L31 103L32 105L30 104L31 106L30 105L27 106ZM97 103H99V102H97ZM259 104H261V105L259 106ZM105 105H106V107L107 106L108 107L106 108ZM163 105H164V107H163ZM235 105L238 108H235L234 107ZM12 106H14L13 110H11V109L8 110L9 108H12ZM68 106L69 107L74 106L73 109L70 107L72 109V111L68 108ZM159 106H160V108H159ZM232 107L234 108V110ZM239 107H240V109H239ZM258 107L261 108L262 110L259 109ZM14 108H16V109H14ZM186 109L188 111H186ZM197 109H199V111ZM244 109H245V111H246V109L248 110V113H247V111H246V113L250 117H252L251 119L249 116L246 115V113L244 112ZM257 109H259V110H257ZM14 110H16V111H14ZM68 110H70V111H68ZM104 110L106 113L104 112ZM141 110H142V118L140 119ZM153 110H154V113H153ZM249 110L252 114L253 113L254 114L253 115L250 114ZM19 111H20V113H22L21 115H17V114H20ZM97 111H99V112L101 111L100 115H94L95 113L98 114ZM137 111H138V113L140 112L139 118L136 117V116H138L136 113ZM169 111H171V112H169ZM172 111H173V113H172ZM190 111H191V113L193 112V114H201L203 116H207V118L210 121L211 120H213L214 122L217 121L216 124L213 121H211L210 122V128H208V129L205 128L206 129L205 131H207L208 134H211L210 137L207 136V138L205 139L206 136L204 137V134L200 133L202 135V138H200L201 135L198 134L199 131L194 130L195 126L198 124H197V122H195L193 117H191ZM229 111H232V112L236 111V112H235V114H232V112L229 113ZM158 112H163V114L167 113L166 117L170 116L169 120L167 121V118L163 117V115L161 116L160 114H162V113L159 114ZM202 112H204V113H202ZM226 112L230 116L229 115L227 116ZM240 112H241V114L239 115ZM243 112L246 115L245 118H243L244 117ZM52 113L54 115H52ZM152 113L156 114V115L158 114L159 117L160 116L163 117L162 120H161V117L157 118L158 116H153ZM174 113H177V115H175ZM211 113H212V115H211ZM106 114L107 115L110 114L108 117L110 119L107 120L105 117L103 118V116H107ZM13 115L14 116L15 115L20 116V117H17V120H16V118H15L16 116L14 117ZM37 115L39 116V118L41 117V115L43 117H41L40 119L37 117L38 118V120H37L35 118ZM87 115H90V117H91L90 119L92 121H90L89 116L86 117ZM255 115L256 116L259 115L260 117L258 116L259 118H257ZM24 116H25V118L23 119ZM92 116H93V118H92ZM149 116H152L154 118H152V117L150 118ZM175 116H179V117L181 116L180 118L179 117L178 118L179 119L182 118V120H179ZM235 116H237L239 118L241 116V118L240 119L238 118L237 119L238 121H237ZM85 117L88 119H86ZM132 117H133V119H132ZM171 117H174V118H171ZM246 117H248V118H246ZM19 118H20V120H18ZM42 118H44V119H42ZM155 118H156L155 123H157V124L153 125L154 121H152V119L155 120ZM93 119H94V121H93ZM105 119H106V122L108 121L107 123L109 125H110V123L113 124V127L110 125L112 129H114V128L116 129V127L118 126L121 129L120 133L123 134L122 137L118 136L119 139H121L120 140L121 143L120 142L117 143V141L116 142L114 141L117 136H115L114 133H112L113 134L112 137L110 136L111 139H113V136H115V138L113 141H110L109 148L110 147L112 148V149H110V151L107 150L106 147H107V145H109V142H107V141H109L111 139H110V137L109 138L107 136L105 137V138H107V140H105V142H107V144H105V150H107L106 152L103 149L104 145L102 142L104 141V135L106 134L105 130H108L106 127H108L109 125L104 127V128L102 127L104 129L103 133L101 132L100 127L93 129L94 126H98V125L101 126L102 122L106 123V122H104ZM130 119H132V120H130ZM163 119L165 120L166 124L163 123L164 122ZM171 119H173V123L168 124V122H171ZM174 119H176V120L178 119V121L180 122V123L179 122L177 123V126L174 123L175 122ZM11 120H12V122H11ZM85 120H87V122ZM95 120L97 121L96 124H94ZM98 120H100V122ZM135 120H139V121L135 122ZM157 120H161L160 121L161 125L158 124L159 121H157ZM240 120H241V122H240ZM245 120H246V124H245ZM247 120L251 121V122H248ZM260 120H261V122H260ZM17 121H19V122H17ZM43 121H45V122H43ZM69 122H70V125H72L71 127L69 126L72 131L69 130V127L67 126V124ZM131 122H133L134 124H132ZM144 122H146V124ZM219 122H221V123L219 124ZM230 122L232 123L233 127L230 126L231 125ZM87 123H89V124H87ZM91 123L93 125H91ZM147 123L150 124V128H149V124L147 125ZM14 125H12V126H14ZM87 125H90L91 128H90V126L88 127ZM134 125L137 127V129L134 127ZM146 125H147V127H146ZM156 125H157V127H153ZM235 125L236 126L238 125L240 129L238 127H237L238 129L235 128L236 127ZM245 125H246V127H245ZM64 126H67L68 129L65 127V129L67 131L66 130L64 131V129H63ZM84 126H87V128ZM189 126H190V128H189ZM0 127H2V126H0ZM3 127L5 128V126H3ZM145 127L147 128L146 130H145ZM158 127H159V129H155L154 131H153V129H151V128H158ZM177 127H179V128H177ZM223 127H224V129H223ZM229 127H230V129H229ZM139 128H140V130H139ZM234 128H235V130H234ZM61 129H63L64 132H68V133H66V135H65V133L61 134L62 132H58ZM87 129H89V130L87 131ZM91 129L93 130V132ZM181 129L183 132L180 131ZM221 129H222V131H221ZM117 130L118 129H116V131ZM131 130H132V132H134L135 135L131 132ZM159 130H160V132H159ZM98 131L100 133H98ZM156 131H157V133H155ZM57 132H58V136L56 135ZM96 132H97L98 136L95 134ZM136 132H138V133H136ZM179 132H180V134H179ZM260 132L262 133V135ZM139 133L141 134V137H140V135L137 136V134H139ZM109 134L110 133L107 131L108 136H109ZM208 134H205V135H208ZM99 135L100 136L103 135V136H101L99 138ZM118 135H120V134H118ZM153 135L149 134L150 137L152 136L151 138H153ZM196 135H198V136H196ZM129 136L133 137V139H135V140L133 141L132 138H130ZM136 136L139 139L134 138ZM149 136H147L143 139L144 141L146 140L145 143H143V140L141 139L143 145H140L142 143L139 144L140 145L139 147L143 153L142 156H146V154L150 155V153H149L150 151H148L149 149L148 148L146 149L145 148L146 146L144 145L147 143H150L153 145V143H151V140H150L151 138ZM213 136L215 139H217V141H218L217 143H215V141L213 140L214 139ZM84 137H85V135L83 136V138ZM197 137H199V138L197 139ZM188 138L191 140H189ZM209 138L212 140L211 142H209ZM53 139H52V141H49V143L51 142L50 144H52V142H53V144H56L57 138H55L56 140L54 139L55 141ZM155 139L153 138L154 141H155ZM159 139L164 140V141L167 140L166 144H165V142L163 144H160ZM202 139H203V142L205 141L204 145H203L202 141H200ZM101 140H102V142H101ZM172 141H174V142H172ZM113 142H114V144H113ZM199 142H200V144H199ZM208 142H209V144H208ZM43 143L47 144V145H45V148H41V146L43 147ZM99 143H101V144H99ZM157 143H155V144H157ZM189 143H191L192 146ZM111 144H112V146H111ZM188 144H189V146H188ZM210 144L213 146H210ZM102 145H103V148L101 147ZM135 146H138V144H136ZM141 146H144V149H142ZM148 146H150V145L148 144ZM203 146H206V147H203ZM208 146H210V147H208ZM124 147H123V150H125V151H123V152L124 153L129 152V154L126 155L127 157L129 156L128 160L131 163H135V160H137L136 158L140 154V152H139V154H136V151L130 152L128 149H126ZM136 148L139 149L138 147H136ZM47 149H45V151H47ZM50 149H51V147H50ZM51 150H53V149H51ZM118 150H120V149H118ZM143 150H145V151H143ZM137 151H139V150H137ZM49 152H47V153L50 154ZM52 152H51V154H52V156H54V151H52ZM134 153L136 154V158H135ZM144 153H146V154H144ZM191 155H194V156H191ZM146 157H148V155ZM48 167H49V170H48V168H46V170L43 171L41 178H39L37 180L27 179V183L30 187L29 198L32 199V203L34 204L33 205L34 208L32 211L25 210L23 208V206H24L23 203L14 201V199L9 200V198L6 201L2 202L3 204H1L2 206H0V264H106V261H104V259L109 255V249H110V239H109L110 234L109 233H110L111 222H110V211H109V209L107 207L104 209L99 208V209L93 210V211H91V210L88 211L89 209L88 210L84 209L83 212H87V213L83 214L82 211L77 210V206L75 203L74 204L72 203L69 207L59 206V207H54L52 209L49 207V204H51V202L53 200L50 196L46 195L45 190L49 187V185H51L52 187L57 188L59 191H62L63 193L66 192V193H70V194H76V193H78L77 188L80 186L79 187V193L82 194V196L84 197V201H86L87 197L90 195H96L97 196V195L104 194L107 196L109 193V183H111L110 181L114 177L112 182H113V184L115 182L117 183L119 180L116 177L119 178V175L117 176V174H116L114 176L115 173L109 172V174L106 173L104 175L98 176V174L96 173L97 176L99 177V179H97V180L95 179L94 174H93V176H92V174H88L89 177L87 175V177L84 176V178H83L82 172L79 175H75L76 172L69 173V175L67 173H60V174L58 173L59 175L57 174L58 175L57 176V175H55V172H56L55 168L56 167L54 165H51ZM51 167H52V169H51ZM10 170L11 169H9L7 171V173L4 175H7ZM50 170H52V171H50ZM45 172L46 173L48 172L47 174H49V175L46 176L47 174H45ZM50 172H53V173H50ZM52 174L57 176V177L51 178V176H53ZM70 174H72V175H70ZM107 174L110 176H108ZM90 175L92 178H90ZM114 180H118V181H114ZM9 181H10L9 176H7L6 178L0 179V196L2 198H5V196L3 195L4 191H5L4 187L7 183H9ZM64 185H68L70 187L65 189L62 187ZM74 209H76V210H74ZM186 215H192V214H188V213L180 214V217L183 219H180L177 221V226L179 228H182V227L188 228L195 223V221L192 222L189 218H187ZM201 215L202 214H200V213H198V214L196 213L195 216H193V218H197V217L199 218L198 224H200V225H208V226L225 225L226 227H231V226H236V224L238 223L237 221H236V223L233 221L235 218V215L236 216L238 215L236 212H228L227 211L224 213L222 212L220 214L219 213L218 214H212L211 215L212 217H214V218L217 217L216 219H214L212 221H210L206 218H202ZM203 216H205V214ZM230 218H233V219H230ZM244 223L246 224V227L249 229L250 232L259 234L260 246L262 247V249H264V214H262L261 218H259L257 216V218H255L253 220H248ZM261 255H262V257L260 258V261L258 262V264H264V253Z\"/></svg>",
	"mask_w": 264,
	"mask_h": 264
}]
</instances>
